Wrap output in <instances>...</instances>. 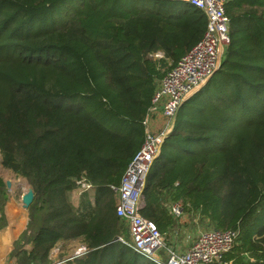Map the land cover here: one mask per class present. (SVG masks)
Returning a JSON list of instances; mask_svg holds the SVG:
<instances>
[{"label":"trees","instance_id":"trees-1","mask_svg":"<svg viewBox=\"0 0 264 264\" xmlns=\"http://www.w3.org/2000/svg\"><path fill=\"white\" fill-rule=\"evenodd\" d=\"M59 1L0 0V165L34 194L9 256L13 264H50L58 248L66 264H155L117 240L127 228L116 215L112 186L140 149L142 119L159 80L201 39L206 16L187 4L171 10L166 0L144 10L123 0H77L60 24L39 22L51 21ZM225 8L231 42L220 67L182 103L167 137L178 126L193 141L209 128L233 125L241 136L234 144L221 141L224 167L207 173L202 187L193 185L195 176L188 182L173 176V164L160 151L146 176L140 213L166 234L177 222L164 205L169 187L186 184L178 196L189 212L190 200L208 189L219 202L218 215L213 210L200 217L197 210L199 224L239 229L225 256L230 264H264V223L254 222L264 186L254 194L252 170L264 168V143H241L247 117H259L264 131V0H229ZM156 52L162 57L153 58ZM215 76L225 91L206 92ZM189 103L188 117L205 130L182 123ZM81 179L91 188L75 204ZM7 199L0 175L1 215ZM71 243L85 245L86 252L69 258Z\"/></svg>","mask_w":264,"mask_h":264},{"label":"built area","instance_id":"built-area-1","mask_svg":"<svg viewBox=\"0 0 264 264\" xmlns=\"http://www.w3.org/2000/svg\"><path fill=\"white\" fill-rule=\"evenodd\" d=\"M182 2L204 13L207 24L201 39L187 51L176 64L159 80L151 98L147 113L142 119L144 137L140 149L126 167L118 186H112L115 192L116 215L127 226L129 239L118 236L117 240L139 255L155 264H230L225 258L233 248L239 229L200 230L185 251L169 248L154 221L141 215L143 205L142 190L146 176L159 156L164 138L171 131L175 115L185 96L196 91L218 68L225 47L231 42L229 17L226 4L229 0H166ZM162 57L161 52L153 58ZM161 120L162 128L156 129ZM154 121V122H153ZM79 194L89 190L91 185L84 179L78 181ZM175 217L184 215V206L175 202L170 206ZM164 248L166 260H162L158 250ZM86 249L77 251L74 256L82 255ZM58 253V248L54 249ZM66 259H55L50 264H61Z\"/></svg>","mask_w":264,"mask_h":264},{"label":"rangeland","instance_id":"rangeland-1","mask_svg":"<svg viewBox=\"0 0 264 264\" xmlns=\"http://www.w3.org/2000/svg\"><path fill=\"white\" fill-rule=\"evenodd\" d=\"M123 1H125L126 4H129V6H136L137 8H139L141 10L153 8L158 4L157 0H123ZM77 3H78L77 0H60L58 2V4H56L55 8L53 9V15H52L53 17H52L51 21L48 18L45 20L39 19L38 21L39 22L44 21L46 23H53L54 22V25H58L62 21V20H60L61 14L64 11L67 12L68 11L67 8L68 7L70 8V5H71V7H75ZM163 4H164V6H166L167 8H169L171 10H176V9H178L180 7H184L186 5V4L181 3V2H167V3H163ZM70 12H73V11H70ZM226 49H227V47H225V50ZM220 63H221V61H220ZM219 67H220V65L218 66V68ZM216 70L214 71V73L216 72ZM217 82H218V77L215 76L212 83H210L209 86L207 87L206 92L216 91L213 89L214 87H218V88L222 89L223 91H225L226 87L218 86ZM200 88H198L196 91L200 90ZM215 93H217V91ZM262 102L263 101L261 100V103ZM191 103H192V105H194L193 102H191ZM191 103H189L188 105H186L182 109V113L186 112V117L184 118V120H182V123L184 124L185 122H187V124H191V126H193V127L196 126V128H200L201 130H205V129H203L202 125L197 126L198 123L197 124L194 123L191 120V118L188 117L190 114L189 110H190ZM195 105H197V104H195ZM262 106H264V105L261 104V107L259 105V108H262ZM231 112H232L233 117H235L236 112L234 110ZM187 117H188V119H186ZM247 120H248V123L246 126L247 131L244 133L243 138H242L243 141H241V143L245 144V146L248 145V148L250 147L251 144H254V143L259 144V145L263 144L264 143V131L262 130L263 128L260 127L261 121L259 120V117L249 116V117H247ZM232 122H234V120H232ZM199 123H203V122L199 121ZM208 130L210 131V134L207 133L206 135H199L195 138V140L191 141L185 136V134L181 131L180 127L178 126L177 129L175 130L176 133L173 136H170V137L166 136L165 137L164 144H163L164 146L161 149V157L163 160L167 161L168 163L173 164L174 168H173L172 174L177 179H180L183 182H188V178H190V176L192 175V176L196 177V182L193 183V185H195V186L198 185V186L202 187L203 186L202 184H204L205 179H207V177H206L207 173H210V174L220 173L224 167L223 152H222L221 148H223L226 145H223V143H221V141L223 139H225L227 142L226 144H234V143L238 142V140L241 136V132H238L235 129L234 125L230 126L228 128H223V129H211V128H209ZM219 131H221V132H219ZM223 131L231 132V133L230 134H223ZM201 137H203V138H201ZM189 149L194 150L192 154L189 153ZM184 167H186V175L184 174V170H185ZM252 170L254 171L253 176H255V178L257 180V182L253 186V191H254V194H258V193H260L261 188L264 186V168L259 169V170H255L254 168H252ZM0 174L3 175L2 177L4 179L10 181L11 185L9 186L10 187L9 189H11L10 191H12V192L14 190L15 191L17 190L18 194H20L21 192L27 191L30 188V186L26 183V181L24 179L14 177L12 175V173H10V171H7V172L4 171V169L1 168V165H0ZM262 183H263V185H262ZM185 185L186 184L182 183L179 187H177V186L169 187L168 191H166L164 193L166 196L165 197L166 200L164 201L165 207H170L171 203L174 202L175 199H177V202L182 201L181 200L182 198H180V196H178V193L184 194V192L182 190L184 189ZM260 185H262V187ZM167 192H172L174 194H167ZM210 193H212V192H209L208 189H205V193L196 194V196L199 198V200H197V199L190 200V202H191L190 206L192 208V211L196 212L198 210L200 217H202V215H204V213H206V211L207 212H211V211L213 212V210L218 215L219 202H216V195L210 194ZM75 194H77V193L75 192ZM75 194H74V196H75ZM200 201L203 202L204 206L198 207V204L200 203ZM260 204H261L260 212H258V216L254 220V222H256V224L258 226L262 225L264 223V196L262 197V201ZM166 209H168V208H166ZM201 212L203 214H201ZM215 213L210 214L212 218H217ZM173 217H174V215H173ZM215 225L218 227H221V225L218 224V222H215ZM185 228H186L187 232L189 233V235L194 237L198 231L205 229V226L200 225L198 221L193 222L192 220H190V222L185 225ZM167 233L168 234H162L164 237L165 243L168 241H177L178 242L177 245L174 242L175 246L180 247L182 245L180 241H181L183 235L182 236L180 235V238L177 237L175 240H172V239H168L170 237V235H169L170 231L169 230L167 231ZM124 236L127 239L130 238L129 234H128V230H126ZM70 249H72V248H70ZM78 250L79 249H77V251ZM163 250H164V248H161L160 250H158L157 254H160L162 260L164 261V260H166V258H165V256H163L164 255ZM141 257L143 260H145V257H143V256H141ZM146 260H148V259H146ZM61 264H66V262H63Z\"/></svg>","mask_w":264,"mask_h":264},{"label":"crops","instance_id":"crops-1","mask_svg":"<svg viewBox=\"0 0 264 264\" xmlns=\"http://www.w3.org/2000/svg\"><path fill=\"white\" fill-rule=\"evenodd\" d=\"M158 122H159L158 125L155 123L156 129L162 128V125H163V123H162L163 121L161 122L160 119H159V121H157V123ZM1 168L4 169V171H6V172L9 171L8 169L3 168L2 166H1ZM1 176H3V175H1ZM6 181H9V180H6ZM10 185L11 184L9 181V186ZM9 186H8V199L4 205L2 215L0 213V222H3V225L0 224V264H13V260L9 256L11 248H12V244L17 239V237L20 235V233L25 229L27 222H28V219H29L28 208H25L23 206V203L21 200L22 195L27 191H23L20 194H18L17 190L16 191L14 190L15 192L10 191L11 189H9L10 188ZM79 196H80V194L77 191V194H75V196H73V201L75 204L78 203ZM174 202H172L171 205ZM166 208H168L167 212L169 214H171L170 207H166ZM171 216L173 217L172 214H171ZM174 218L177 219V222L175 223V225L171 229H169L170 237L168 239L175 240L177 237L180 238V235L181 236L183 235L182 239L180 241L182 245L180 247L175 246V243H176V245L178 243L177 241H168L165 244L173 250H177V251L182 252L188 248V246L190 245L192 240L196 237V235L194 237L189 235V233L187 232V230L185 228V225L188 224L190 222V220H192L193 222H196L197 217L194 215L193 211H190V212L187 211V207L184 206V215L182 217H175L174 216ZM123 222H124V224L128 230V226H127L126 222L124 220H123ZM161 234H163V233H161ZM166 234H168V233L166 232ZM123 237L125 238V236H123ZM125 239H127V238H125ZM67 248L69 249L68 253H73V255L77 252V249H79L78 251H81L83 249L87 250L86 246L82 245L80 243H73V244L71 243L67 246ZM70 248H72V249H70ZM57 254L54 253V250L52 251V253H51L52 262L55 259H63V258H58Z\"/></svg>","mask_w":264,"mask_h":264},{"label":"water","instance_id":"water-1","mask_svg":"<svg viewBox=\"0 0 264 264\" xmlns=\"http://www.w3.org/2000/svg\"><path fill=\"white\" fill-rule=\"evenodd\" d=\"M219 65H220V63L218 64V66H219ZM207 81H208V80H207ZM207 81H206V82H207ZM206 82H205V83H206ZM205 83H204V84H205ZM204 84H202V85L204 86ZM202 85H201V86H202ZM201 86H200V87H201ZM203 86H202V87H203ZM200 87H199V88H200ZM202 87H201V88H202ZM201 88H200V89H201ZM195 92H197V91H193V92L190 93L189 95L185 96L184 99H183V102L186 101V100H187L190 96H192ZM183 102H182V103H183ZM181 105H182V104H181ZM181 105H180V106H181ZM179 108H180V107H179ZM178 111H179V109H178ZM178 111H177V113H176V115H175V118H176L177 115H178ZM164 139H165V138H164ZM163 141H164V140H163ZM7 186H9V181H7ZM33 197H34V194H33V191H32L31 188H29V189L27 190V192H25V193L22 195L21 200H22L23 206H24L25 208H28L29 205L32 203V201H33Z\"/></svg>","mask_w":264,"mask_h":264}]
</instances>
